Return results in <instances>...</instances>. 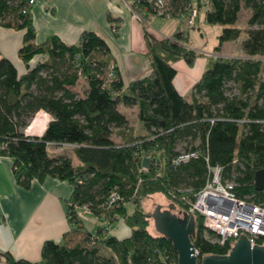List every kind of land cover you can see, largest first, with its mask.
I'll list each match as a JSON object with an SVG mask.
<instances>
[{"label": "trees", "instance_id": "obj_1", "mask_svg": "<svg viewBox=\"0 0 264 264\" xmlns=\"http://www.w3.org/2000/svg\"><path fill=\"white\" fill-rule=\"evenodd\" d=\"M27 2L0 0V28L24 31L18 57L26 68L19 75L0 56V156L11 160L14 181L24 189L46 178L69 184L64 239L72 234H84V239L73 245L47 240L39 262L6 254L9 264H177L171 242L147 231L150 217L142 201L159 193L184 212L182 196L192 197L203 188L208 167H220L222 179L235 183L238 197L264 205V191L254 189V174L264 169V0H210L208 25L232 26L242 8L250 11L246 55L211 59L190 98L175 88L172 66L183 60L191 67L201 56L187 47V30L171 38L145 32L149 74L124 87L114 69L117 77L106 86V42L84 31L75 45L54 36L34 44L31 17L21 13ZM187 2L170 0L174 11ZM144 7L146 25L154 15L149 5ZM225 38L219 37L216 52ZM80 79L86 83L82 95L73 90ZM120 105L135 108V128L129 127ZM40 111L50 117L42 135H25ZM64 145L71 147L70 157L49 154V148ZM192 152L198 155L173 164ZM112 194L117 198L111 203ZM76 207L88 208L100 226L86 232ZM118 222L130 230L125 239L108 234ZM205 233L212 236L196 216L191 242L198 259L228 252L229 244H213Z\"/></svg>", "mask_w": 264, "mask_h": 264}, {"label": "crops", "instance_id": "obj_2", "mask_svg": "<svg viewBox=\"0 0 264 264\" xmlns=\"http://www.w3.org/2000/svg\"><path fill=\"white\" fill-rule=\"evenodd\" d=\"M30 17L36 45L52 36L66 45H75L84 31L94 32L108 45L110 63L124 87L147 76L151 70L145 32L155 38H170L184 31L183 24L174 20L164 21L166 24L161 26V32L153 26L155 17H150L146 25L137 22L122 0H34ZM23 35L22 30L0 28V56L11 61L19 75L26 71L18 57ZM209 61L197 57L194 66L201 64V70L196 73L192 70L194 66L189 67L184 61L172 65L176 70L173 83L181 95L190 98L192 86ZM136 126L137 122L134 128ZM31 135L40 137L42 134ZM71 191L69 184L53 178L32 181L30 187L24 189L14 181L11 160L0 156V252L35 263L41 260L45 241L61 243L66 240L70 245V237L64 239V235L69 230L66 202ZM108 234L125 239L130 230L118 222L111 225ZM1 263L6 262L2 260Z\"/></svg>", "mask_w": 264, "mask_h": 264}, {"label": "built area", "instance_id": "obj_3", "mask_svg": "<svg viewBox=\"0 0 264 264\" xmlns=\"http://www.w3.org/2000/svg\"><path fill=\"white\" fill-rule=\"evenodd\" d=\"M131 17L139 23L145 24L144 3L149 5L155 18L174 20L192 29L196 20L201 16L205 23V15L210 12V0H188L182 10L174 11L170 0H122ZM34 0H28L22 9L23 15H30ZM143 7V8H142ZM114 65L109 64L108 74L104 85L110 84L116 79ZM41 116L49 117L45 112H38ZM29 136L28 128L24 131ZM1 148V147H0ZM198 152L181 154L173 161L174 165L187 162L196 157ZM145 166L143 169L145 170ZM235 183L222 179V169L218 166L208 167L207 180L201 190L192 194V197L183 195L182 202L186 206L184 211L193 216H199L203 228L212 233L206 237L211 243L220 247L229 244L228 251L244 234L251 246L259 245L258 241L264 240V205L255 204L249 197L240 198L235 193ZM116 195L110 196L111 203L116 200ZM75 212L82 215H90L86 207L77 208ZM198 255L197 251H195Z\"/></svg>", "mask_w": 264, "mask_h": 264}, {"label": "rangeland", "instance_id": "obj_4", "mask_svg": "<svg viewBox=\"0 0 264 264\" xmlns=\"http://www.w3.org/2000/svg\"><path fill=\"white\" fill-rule=\"evenodd\" d=\"M249 10L242 8L238 14V19L236 23L232 26H222V25H208L203 22L202 17L200 16L195 23L194 28L188 29L187 27H184V30L188 31V43L187 47L191 50L195 51L197 54L201 55L203 59H213L218 57H241L244 58L246 55L244 44L248 37L249 27L247 26V18L249 15ZM152 21L153 26L156 28L158 32H161V26L166 24L164 20L161 18H153ZM227 31L228 34H227ZM223 34H226V38L223 40L220 51L216 52L215 48L217 47L219 43V37L223 36ZM165 38V37H164ZM171 38V37H170ZM200 57V56H199ZM260 58V57H256ZM40 59H36L35 61H39ZM183 61V60H181ZM179 62V61H178ZM199 63V62H197ZM209 62L206 66H208ZM194 66V64H193ZM206 69V68H205ZM193 73L198 72L201 70V64H196L193 69ZM86 88V83L84 80L80 79L78 80L76 86L73 88V90L80 95L83 94L84 90ZM232 93H236V89H232ZM119 110L125 115V117L128 119V125L130 128H134L136 123V117H135V110L134 108H128L124 107L122 105L119 106ZM37 117H44L41 115H38V113L35 115V117L31 120L29 126L32 124L34 119ZM28 128V127H27ZM29 131H33L32 126L29 128ZM29 136H32L31 133L28 132ZM24 134H26L24 132ZM116 141H119V138L114 137ZM49 154L53 156L57 155H64V156H71V147L64 145V146H58V147H51L49 148ZM74 161L76 159L72 157ZM146 166V164H144ZM152 196V195H151ZM151 196H148L142 201V207L146 214L149 213V207H150V199ZM166 200L170 201L167 197L161 195ZM171 202V201H170ZM128 212H131V206H127ZM83 225L86 230V232H92L95 231L98 226H100V223H98L95 218H93L91 215H82ZM148 228L147 231L152 236H157L152 230V220L148 219ZM71 239V244L75 243H81L84 239V234H72L69 236ZM205 237H209L207 233H205ZM104 256H107V253L105 251H102Z\"/></svg>", "mask_w": 264, "mask_h": 264}, {"label": "water", "instance_id": "obj_5", "mask_svg": "<svg viewBox=\"0 0 264 264\" xmlns=\"http://www.w3.org/2000/svg\"><path fill=\"white\" fill-rule=\"evenodd\" d=\"M254 189L257 192L264 191V169L255 172ZM147 216L152 220L153 232L171 242L177 253V264H264V243L262 246H251L244 234L226 254H206L198 259L191 242L196 216L179 210L159 193L151 196ZM2 260L9 264L6 254L0 252V264Z\"/></svg>", "mask_w": 264, "mask_h": 264}, {"label": "bare ground", "instance_id": "obj_6", "mask_svg": "<svg viewBox=\"0 0 264 264\" xmlns=\"http://www.w3.org/2000/svg\"><path fill=\"white\" fill-rule=\"evenodd\" d=\"M47 121H48L47 117H37L36 119H34L32 124L28 126V131L29 128L32 126L33 131H29V132H33L34 134H38V135L42 134L46 127Z\"/></svg>", "mask_w": 264, "mask_h": 264}]
</instances>
